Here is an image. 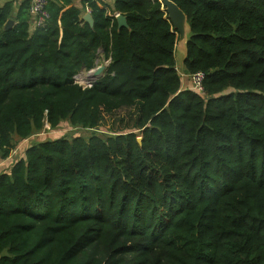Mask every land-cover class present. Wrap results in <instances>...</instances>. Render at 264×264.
<instances>
[{
	"label": "trees",
	"instance_id": "16d2710c",
	"mask_svg": "<svg viewBox=\"0 0 264 264\" xmlns=\"http://www.w3.org/2000/svg\"><path fill=\"white\" fill-rule=\"evenodd\" d=\"M97 1L48 0L32 32L31 0L0 6V158L47 124L91 131L0 171V264H264V0H174L184 71L161 0ZM115 112L131 123L97 133Z\"/></svg>",
	"mask_w": 264,
	"mask_h": 264
},
{
	"label": "water",
	"instance_id": "95a60500",
	"mask_svg": "<svg viewBox=\"0 0 264 264\" xmlns=\"http://www.w3.org/2000/svg\"><path fill=\"white\" fill-rule=\"evenodd\" d=\"M167 14L173 24V27L175 28L176 32H178L179 38L177 41V46L176 48L178 50L183 49L184 50V57L183 60L185 59L186 56V50H187V42H188V37L190 34V25L188 22L187 15L184 13V11L177 5V3L174 0H161ZM85 21H87L91 26L94 25V18L91 14V11H86L83 14L82 17ZM116 19L118 21L119 28L122 26L129 27L128 22H127V17L119 13L116 16ZM15 24V20L13 18H9L4 27L5 28H10ZM177 52V51H176ZM182 63V61H181ZM107 65L106 64H100L94 67L93 69L90 70V73L88 74V81L90 82V85H92L93 82L97 81L106 71ZM142 137H138V141L141 142Z\"/></svg>",
	"mask_w": 264,
	"mask_h": 264
},
{
	"label": "rangeland",
	"instance_id": "374dc122",
	"mask_svg": "<svg viewBox=\"0 0 264 264\" xmlns=\"http://www.w3.org/2000/svg\"><path fill=\"white\" fill-rule=\"evenodd\" d=\"M177 53H176L177 65L178 67H180L181 61L183 60L184 56L182 57L180 50H178ZM104 62L108 64V60H105L104 54H102L101 52L99 55V63L102 64ZM78 80H79V83L82 84L84 87L90 84V82L86 81L85 79L80 78ZM127 123H131V120L129 116L124 112L106 113L102 121V126L96 132L99 133L100 135H106L105 132H108L109 130L123 129L124 125ZM66 133L69 135H73V134L89 135L91 131H87L81 128H73L68 122H63L58 129H50L48 126H46L43 129V132H41V134L38 133L40 135L38 134L34 135V138L32 141L45 139V138H56Z\"/></svg>",
	"mask_w": 264,
	"mask_h": 264
},
{
	"label": "built area",
	"instance_id": "2783aa9c",
	"mask_svg": "<svg viewBox=\"0 0 264 264\" xmlns=\"http://www.w3.org/2000/svg\"><path fill=\"white\" fill-rule=\"evenodd\" d=\"M101 6L106 7L101 2L97 1ZM48 0H31L29 11L31 14V21H30V31H34L36 28L44 26L47 19L49 18V11L47 9ZM86 11H91L89 5L86 6ZM115 17L119 14V12L114 11L111 12ZM80 75L76 77V81L79 82L78 79ZM206 78L205 71L198 70L194 73L190 74V82L192 88L196 89L200 93H205L204 88V81ZM83 79V76H82ZM90 85V84H89ZM46 126L49 127L47 124Z\"/></svg>",
	"mask_w": 264,
	"mask_h": 264
},
{
	"label": "crops",
	"instance_id": "0c3cea01",
	"mask_svg": "<svg viewBox=\"0 0 264 264\" xmlns=\"http://www.w3.org/2000/svg\"><path fill=\"white\" fill-rule=\"evenodd\" d=\"M7 1H14V6H15V11L18 10L22 0H0V6H2L3 4H5ZM103 5L106 6V8L108 9V11H111V6L113 5L114 3V0H104V1H100ZM75 3L77 5H80L81 4V0H75ZM86 12V10L83 12V14ZM16 23V22H15ZM177 35H178V32H177ZM178 38H179V35H178ZM176 51L177 48H176ZM177 53V52H176ZM180 53L182 54V57L184 55V50L180 48ZM178 54V53H177ZM184 60H182V63L180 65V69L182 71H184V63H183ZM97 64L100 65L99 63V59L97 60ZM102 64H106V62L102 63ZM88 72V73H87ZM90 73V70H83L79 75V78H82L83 76V79H85L86 81H88V74ZM185 74V73H184ZM190 82L188 78H186V84ZM43 132V131H42ZM41 134V132H40ZM38 134V135H40ZM34 136L30 137V138H27V139H24L22 140L18 146L15 148V150L11 153V155L5 159H2L0 158V171L2 170H7L9 169L18 159H20L21 157L24 156V150L25 148L30 145L31 142H33Z\"/></svg>",
	"mask_w": 264,
	"mask_h": 264
}]
</instances>
